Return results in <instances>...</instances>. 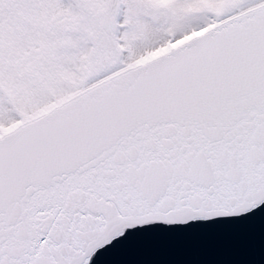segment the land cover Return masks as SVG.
Masks as SVG:
<instances>
[{"label": "snow or ice", "instance_id": "obj_1", "mask_svg": "<svg viewBox=\"0 0 264 264\" xmlns=\"http://www.w3.org/2000/svg\"><path fill=\"white\" fill-rule=\"evenodd\" d=\"M249 231L232 264H264V0H0V264Z\"/></svg>", "mask_w": 264, "mask_h": 264}, {"label": "water", "instance_id": "obj_2", "mask_svg": "<svg viewBox=\"0 0 264 264\" xmlns=\"http://www.w3.org/2000/svg\"><path fill=\"white\" fill-rule=\"evenodd\" d=\"M256 238L254 231L223 237L201 234L134 251L122 258L133 264L138 261H154L158 264H232L234 261L259 259L251 255Z\"/></svg>", "mask_w": 264, "mask_h": 264}]
</instances>
